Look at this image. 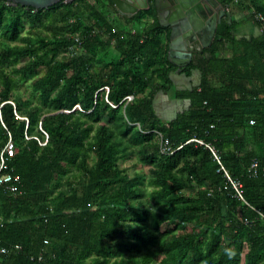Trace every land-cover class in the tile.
I'll list each match as a JSON object with an SVG mask.
<instances>
[{
	"label": "trees",
	"instance_id": "16d2710c",
	"mask_svg": "<svg viewBox=\"0 0 264 264\" xmlns=\"http://www.w3.org/2000/svg\"><path fill=\"white\" fill-rule=\"evenodd\" d=\"M95 1L0 0V162L11 140L1 173L17 187L0 185V244L24 247L0 264H264V172L248 171L264 165V32L236 37L264 28V0H219L229 12L184 65L154 0L124 17ZM161 93L186 104L160 113ZM133 152L148 174L122 167Z\"/></svg>",
	"mask_w": 264,
	"mask_h": 264
},
{
	"label": "water",
	"instance_id": "95a60500",
	"mask_svg": "<svg viewBox=\"0 0 264 264\" xmlns=\"http://www.w3.org/2000/svg\"><path fill=\"white\" fill-rule=\"evenodd\" d=\"M10 1L40 9L49 8L61 0ZM118 1L119 9L130 14L150 5V0ZM155 4L160 23L171 27L169 57L174 58L173 61H191L193 52L209 46L216 35L218 23L228 13L227 7L219 0H155Z\"/></svg>",
	"mask_w": 264,
	"mask_h": 264
},
{
	"label": "built area",
	"instance_id": "2783aa9c",
	"mask_svg": "<svg viewBox=\"0 0 264 264\" xmlns=\"http://www.w3.org/2000/svg\"><path fill=\"white\" fill-rule=\"evenodd\" d=\"M256 17L262 21H264V15L261 12H256ZM80 36H77V39L80 40ZM133 95H130L129 98H132ZM195 139V138H193ZM162 140V148L163 151H168L171 149V147L169 146V141L168 140H164L161 137ZM200 142H203V140L198 139ZM209 145V144H208ZM211 149L214 152L215 157L218 159V161L221 163V169H224L225 174L228 176L229 180L232 182L233 186L235 187L237 194L241 197L244 198L243 195V191H242V182L240 180H236L234 179L231 174L229 173V171L226 169V167L222 164V161L220 159L219 154L217 153V151L211 146ZM180 147V146H179ZM177 147V148H179ZM176 148V149H177ZM176 149H171V152H174ZM5 150H8L10 154H12L14 152V147H13V142L10 140L6 147L3 149L2 151V157H1V162H0V185L4 186L6 189H9L11 191H15L17 189L16 185L11 181V179L13 178L12 175L8 174V175H4L1 173V169L5 164V157L3 156V153ZM262 170L264 172V165H262L261 161L258 158H254L252 159V161L250 162L249 166H248V171L249 173H251L252 175H256L259 173V171ZM263 214V213H262ZM264 216V214H263ZM46 242H48V240H45ZM24 249L23 245L21 243H13L10 246H6V245H1L0 244V254H7V253H11V252H20ZM43 254H40L38 256L39 260L43 259Z\"/></svg>",
	"mask_w": 264,
	"mask_h": 264
},
{
	"label": "crops",
	"instance_id": "0c3cea01",
	"mask_svg": "<svg viewBox=\"0 0 264 264\" xmlns=\"http://www.w3.org/2000/svg\"><path fill=\"white\" fill-rule=\"evenodd\" d=\"M227 12H229V8H227ZM117 14L121 15V17H124L125 15H130V14H122V13H117ZM263 32H264L263 27H260L256 22H254L253 20H250V21L243 23L239 27L238 31L236 32V37H237V40H242V39L249 40L251 38H256V37L261 36L263 34ZM234 46L237 47V44L236 45L231 44V45L227 46L226 50L224 51V54L232 55L233 50H234ZM252 61H253V59H252ZM200 76H201V74H200L199 70H194L192 75H190V76L186 75L184 72H181V71H177V72L172 74V78H173L174 83L176 84V86L181 87V88L190 87L194 83H197L200 79ZM161 102L162 101H158V109H159L160 113H166V112L174 111L177 109L179 104H186L185 101H179L177 99H171L170 101L167 100L166 102L171 104L172 107L170 105L169 106L166 105V107H163L161 105Z\"/></svg>",
	"mask_w": 264,
	"mask_h": 264
},
{
	"label": "rangeland",
	"instance_id": "374dc122",
	"mask_svg": "<svg viewBox=\"0 0 264 264\" xmlns=\"http://www.w3.org/2000/svg\"><path fill=\"white\" fill-rule=\"evenodd\" d=\"M91 2H93V3H95L96 1L95 0H90ZM112 6V5H111ZM113 7V6H112ZM114 8V7H113ZM30 27V24L28 23V22H26V29L27 28H29ZM25 29V30H26ZM37 31L38 32H45V33H49V32H51L52 31V29H51V27L47 24V25H39L38 26V29H37ZM76 49L78 50V51H80L82 48H80V47H76ZM110 49H115L113 46H111L110 47ZM20 63H22V61H20V62H18V63H15L14 65H16V66H19V64ZM21 85H22V88H23V90L25 91V93L26 94H28L29 93V91H30V87H29V82L28 81H23L22 83H21ZM159 100L160 101H162L161 102V105L163 106V107H166V105L167 106H171L172 107V105L171 104H169V103H167L166 101L168 100V101H170L171 99H170V97L169 96H167L166 94H164V93H161L160 95H159ZM181 105H179L177 108H179ZM184 106V105H183ZM183 106H181L182 108H183ZM170 107V108H171ZM104 121H106V122H108L109 121V117L107 116V115H104ZM120 163H121V165H122V167L123 168H126V169H128V171L129 172H131V173H133V172H135V171H139V172H144V173H149V168H150V165L149 164H146V163H141V161H140V157H139V155H138V153L137 152H133L130 156H128L127 158H124V159H122L121 161H120ZM147 187H148V185H147V183L145 184ZM153 188V186H150L149 185V188L148 189H152Z\"/></svg>",
	"mask_w": 264,
	"mask_h": 264
},
{
	"label": "flooded vegetation",
	"instance_id": "af4514ba",
	"mask_svg": "<svg viewBox=\"0 0 264 264\" xmlns=\"http://www.w3.org/2000/svg\"><path fill=\"white\" fill-rule=\"evenodd\" d=\"M112 1V3H111V5L114 7V9L117 11V13H122V14H130V13H128V12H125V11H122V10H120L119 9V7H118V3L116 2V0H111ZM155 1V0H154ZM119 3H122L120 0L118 1ZM168 11V10H167ZM131 15V14H130ZM200 46V45H199ZM197 47H198V45H197ZM195 52H193V54H194ZM193 56V55H192ZM173 60H175L174 58H173ZM177 64H179V65H184V64H186V63H188L189 61H186V62H183L182 60H179V61H175Z\"/></svg>",
	"mask_w": 264,
	"mask_h": 264
}]
</instances>
